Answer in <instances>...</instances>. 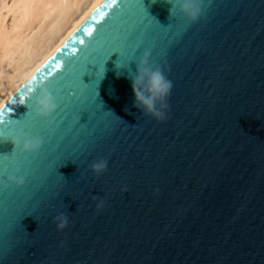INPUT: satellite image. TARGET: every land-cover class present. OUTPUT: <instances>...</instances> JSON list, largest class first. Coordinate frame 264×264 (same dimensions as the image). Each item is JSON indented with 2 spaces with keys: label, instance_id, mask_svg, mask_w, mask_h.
<instances>
[{
  "label": "water",
  "instance_id": "water-1",
  "mask_svg": "<svg viewBox=\"0 0 264 264\" xmlns=\"http://www.w3.org/2000/svg\"><path fill=\"white\" fill-rule=\"evenodd\" d=\"M163 2L100 0L0 110L44 141L0 145L26 176L0 191V264H264V0H204L195 23ZM145 50L172 82L163 122L115 75ZM37 83L58 90L47 120L25 115Z\"/></svg>",
  "mask_w": 264,
  "mask_h": 264
},
{
  "label": "clouds",
  "instance_id": "clouds-1",
  "mask_svg": "<svg viewBox=\"0 0 264 264\" xmlns=\"http://www.w3.org/2000/svg\"><path fill=\"white\" fill-rule=\"evenodd\" d=\"M156 2L157 0H151L153 4ZM163 3L169 5V17L179 16L190 23H195L202 17L204 0H164ZM150 57V50H145L138 59H129L126 62L118 59L115 62V75L120 78L127 73L126 78L130 81L133 96L132 107L139 109L143 115L150 116L157 122H163L167 119V98L171 92L172 82L160 65L150 62ZM130 63H135V73L130 70ZM98 71L103 72L104 75V64L102 67L98 66ZM57 97L58 90L54 92L42 83L35 84L27 96L29 103L25 115L30 114L33 118L47 120L58 108ZM43 143L41 136L32 135L27 130V126L21 124L19 120H5L0 116V145L11 144V154L17 152L36 154L41 150ZM2 163L3 161H0V164ZM107 166L106 160L98 159L90 165L89 170L95 175H100ZM25 182L24 175L9 174L5 177L4 171L0 170V191L7 189L10 185L22 187ZM97 207L102 208L103 201ZM54 220L58 230H63L68 224V219L63 214L58 215Z\"/></svg>",
  "mask_w": 264,
  "mask_h": 264
},
{
  "label": "bare ground",
  "instance_id": "bare-ground-1",
  "mask_svg": "<svg viewBox=\"0 0 264 264\" xmlns=\"http://www.w3.org/2000/svg\"><path fill=\"white\" fill-rule=\"evenodd\" d=\"M100 0H0V110Z\"/></svg>",
  "mask_w": 264,
  "mask_h": 264
},
{
  "label": "snow or ice",
  "instance_id": "snow-or-ice-1",
  "mask_svg": "<svg viewBox=\"0 0 264 264\" xmlns=\"http://www.w3.org/2000/svg\"><path fill=\"white\" fill-rule=\"evenodd\" d=\"M115 3H116V0H112V4L115 5ZM141 8L143 9V7H141ZM86 32H87V34L91 35V29H87ZM81 43H83V41H81ZM113 53H118V52H112V54ZM119 56H120V53H119ZM107 60H108V58H107ZM100 66L102 67L103 64H101ZM57 67H59V65H57ZM20 103H23V101L21 100ZM5 107H6V105H5ZM20 123L23 125H26V122H24V121H20Z\"/></svg>",
  "mask_w": 264,
  "mask_h": 264
}]
</instances>
